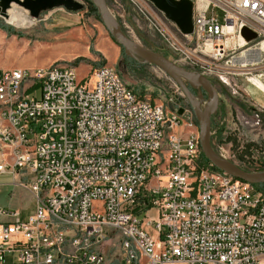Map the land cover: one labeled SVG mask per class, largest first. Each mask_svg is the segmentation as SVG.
<instances>
[{
    "label": "built area",
    "instance_id": "obj_1",
    "mask_svg": "<svg viewBox=\"0 0 264 264\" xmlns=\"http://www.w3.org/2000/svg\"><path fill=\"white\" fill-rule=\"evenodd\" d=\"M189 1L190 35L150 0L107 3L123 31L145 23L232 97L264 94V0ZM153 97L108 65L83 79L60 62L0 71V174L37 201L25 220L0 208V264H264V189L207 161L190 105Z\"/></svg>",
    "mask_w": 264,
    "mask_h": 264
},
{
    "label": "rangeland",
    "instance_id": "obj_2",
    "mask_svg": "<svg viewBox=\"0 0 264 264\" xmlns=\"http://www.w3.org/2000/svg\"><path fill=\"white\" fill-rule=\"evenodd\" d=\"M77 1L84 4L82 11L69 13L64 8L55 9L43 14L29 28H19L0 17V71L48 67L60 62L76 67L79 78L83 79L94 68L108 65L117 68L127 85L138 94L152 95L165 103L173 100L179 105L189 106L185 93L174 80L141 59H127L123 49L95 16L89 2ZM12 9L31 17L18 5H13ZM214 14L221 22L224 21L220 10ZM1 26H5L4 29ZM124 32L138 44L174 61L175 57L145 23ZM215 85L224 103L213 117L211 131H216L218 136L211 137L212 146L217 152L223 138L226 147L244 160L242 168L252 171L249 166L254 163L263 164L264 168V94L249 87V92H255V98L243 90L234 98L226 88L216 82ZM196 95L203 106L207 104L208 99L203 92L196 91ZM257 112L259 119L254 117ZM246 122H254V126H248ZM235 123L240 131H233ZM14 183L12 175L0 174V208L19 211L21 219L25 220L34 214L37 201L31 192Z\"/></svg>",
    "mask_w": 264,
    "mask_h": 264
},
{
    "label": "water",
    "instance_id": "obj_3",
    "mask_svg": "<svg viewBox=\"0 0 264 264\" xmlns=\"http://www.w3.org/2000/svg\"><path fill=\"white\" fill-rule=\"evenodd\" d=\"M100 13V18L114 41L124 50L127 58L144 62L155 66L168 75L185 93L194 112L200 132V145L204 157L216 169L224 171L236 179L252 185L264 184L263 172L246 171L236 164L223 159L214 149L211 143L212 117L218 112L220 96L216 85L211 79L200 73L190 71L177 65L163 54L138 44L132 40L122 29L120 23L111 13L107 0H91ZM168 20L173 22L184 35H190L194 31L193 3L189 0H150ZM13 5H18L30 13L31 18L39 19L46 12L64 8L69 13H78L84 9V4L77 0H0V17L7 21L9 10ZM242 35L247 40L256 38L249 29L244 28ZM191 87V88H190ZM192 89L205 91L209 100L202 106L194 95ZM173 110V106L170 105ZM183 110L179 111L182 114Z\"/></svg>",
    "mask_w": 264,
    "mask_h": 264
},
{
    "label": "bare ground",
    "instance_id": "obj_4",
    "mask_svg": "<svg viewBox=\"0 0 264 264\" xmlns=\"http://www.w3.org/2000/svg\"><path fill=\"white\" fill-rule=\"evenodd\" d=\"M15 9L14 10L11 9L8 12L9 18L7 19V22L9 24L15 25L19 28H29L31 25L35 23V20L28 17L26 14L22 13L21 11H17ZM259 87L264 90L263 84H259Z\"/></svg>",
    "mask_w": 264,
    "mask_h": 264
},
{
    "label": "trees",
    "instance_id": "obj_5",
    "mask_svg": "<svg viewBox=\"0 0 264 264\" xmlns=\"http://www.w3.org/2000/svg\"><path fill=\"white\" fill-rule=\"evenodd\" d=\"M88 2H89V5H90V8H91V10L94 12V14H95V16H97V18L101 21V18H100V13H99V11L97 10V8L93 5V3H92V1L91 0H87ZM102 22V21H101ZM3 27H5V26H3ZM2 26H1V28H3ZM4 29V28H3ZM112 38V37H111ZM113 39V38H112ZM113 41H114V39H113ZM115 42V41H114ZM116 43V42H115ZM117 44V43H116ZM118 45V44H117ZM123 53H124V50H123ZM158 53V52H157ZM125 55V54H124ZM164 55V54H163ZM166 57H168L167 55H165ZM127 59H129V60H133V59H130V58H127ZM258 187H260V188H262V187H264V184H261V185H257Z\"/></svg>",
    "mask_w": 264,
    "mask_h": 264
},
{
    "label": "flooded vegetation",
    "instance_id": "obj_6",
    "mask_svg": "<svg viewBox=\"0 0 264 264\" xmlns=\"http://www.w3.org/2000/svg\"><path fill=\"white\" fill-rule=\"evenodd\" d=\"M215 84V83H214ZM191 88V87H190ZM217 88V87H216ZM218 90V89H217ZM192 91H193V93H194V95L197 97V95H196V91L197 90H194V89H192ZM198 92H203V94H205L206 96H207V99L209 100V97H208V94L203 90V91H198ZM218 93H219V96H220V104H219V107L221 106V105H223V103H224V101H223V99H222V95H221V93L219 92V90H218ZM189 105H190V103H189ZM203 106V105H202ZM191 107V106H190ZM192 108V107H191ZM218 111H219V109H218ZM217 114V113H216ZM215 114V115H216ZM214 115V116H215ZM213 116V117H214ZM213 117H212V124H213Z\"/></svg>",
    "mask_w": 264,
    "mask_h": 264
}]
</instances>
